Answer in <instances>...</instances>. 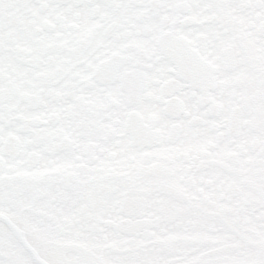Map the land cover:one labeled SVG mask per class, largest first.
I'll use <instances>...</instances> for the list:
<instances>
[{"label": "snow or ice", "instance_id": "6c2138e0", "mask_svg": "<svg viewBox=\"0 0 264 264\" xmlns=\"http://www.w3.org/2000/svg\"><path fill=\"white\" fill-rule=\"evenodd\" d=\"M0 264H264V0H0Z\"/></svg>", "mask_w": 264, "mask_h": 264}]
</instances>
